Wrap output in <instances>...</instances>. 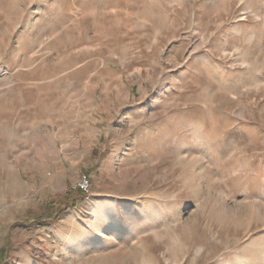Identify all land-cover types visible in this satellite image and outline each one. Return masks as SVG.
<instances>
[{
    "label": "rangeland",
    "instance_id": "obj_1",
    "mask_svg": "<svg viewBox=\"0 0 264 264\" xmlns=\"http://www.w3.org/2000/svg\"><path fill=\"white\" fill-rule=\"evenodd\" d=\"M223 262L264 264V0H0V264Z\"/></svg>",
    "mask_w": 264,
    "mask_h": 264
},
{
    "label": "crops",
    "instance_id": "obj_2",
    "mask_svg": "<svg viewBox=\"0 0 264 264\" xmlns=\"http://www.w3.org/2000/svg\"><path fill=\"white\" fill-rule=\"evenodd\" d=\"M32 143L37 147L36 149L40 148H45L47 151L53 152L57 148V139L56 137L54 138L53 134L49 132L47 138H37L32 140Z\"/></svg>",
    "mask_w": 264,
    "mask_h": 264
},
{
    "label": "built area",
    "instance_id": "obj_3",
    "mask_svg": "<svg viewBox=\"0 0 264 264\" xmlns=\"http://www.w3.org/2000/svg\"><path fill=\"white\" fill-rule=\"evenodd\" d=\"M91 178L87 174H83L77 181L73 184L72 189L80 191L84 195H89L91 192Z\"/></svg>",
    "mask_w": 264,
    "mask_h": 264
},
{
    "label": "trees",
    "instance_id": "obj_4",
    "mask_svg": "<svg viewBox=\"0 0 264 264\" xmlns=\"http://www.w3.org/2000/svg\"><path fill=\"white\" fill-rule=\"evenodd\" d=\"M80 194H81V192H80ZM86 197H87V195L81 194V200H85ZM75 206H76V203L74 202V204H72L70 207L75 208Z\"/></svg>",
    "mask_w": 264,
    "mask_h": 264
},
{
    "label": "bare ground",
    "instance_id": "obj_5",
    "mask_svg": "<svg viewBox=\"0 0 264 264\" xmlns=\"http://www.w3.org/2000/svg\"><path fill=\"white\" fill-rule=\"evenodd\" d=\"M222 264H228L227 262H223Z\"/></svg>",
    "mask_w": 264,
    "mask_h": 264
}]
</instances>
